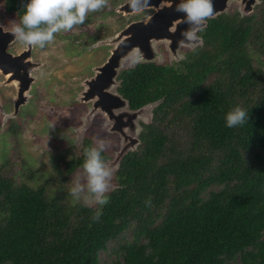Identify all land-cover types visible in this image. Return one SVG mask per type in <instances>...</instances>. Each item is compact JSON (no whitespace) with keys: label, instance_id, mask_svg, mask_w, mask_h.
Listing matches in <instances>:
<instances>
[{"label":"trees","instance_id":"trees-1","mask_svg":"<svg viewBox=\"0 0 264 264\" xmlns=\"http://www.w3.org/2000/svg\"><path fill=\"white\" fill-rule=\"evenodd\" d=\"M4 1L20 20L27 0ZM197 33L204 44L186 49L177 75L154 62L119 70L129 108L160 102L105 205L70 193L89 142L56 177L0 162V264H100L103 252L115 254L111 264H264V72L255 65L264 0L249 14L210 17ZM237 106L248 121L228 127Z\"/></svg>","mask_w":264,"mask_h":264},{"label":"rangeland","instance_id":"rangeland-1","mask_svg":"<svg viewBox=\"0 0 264 264\" xmlns=\"http://www.w3.org/2000/svg\"><path fill=\"white\" fill-rule=\"evenodd\" d=\"M128 1L109 0L107 7L88 14L85 25L73 28L75 38L85 41L86 44L83 45L85 47H79V44L71 46L70 40L67 41L69 46L66 42L58 41L45 49L35 46L32 55L30 54L31 46L21 45L15 35L7 47L12 52L7 51L16 54L24 49L29 50V55L25 59L32 64L30 76L33 81L25 91L26 102L20 104L15 116L12 117L14 101L19 93V83L13 77V73L8 77V74L0 71V162L6 159L10 161L8 163L13 166L14 172H20L22 167L26 172L31 171L33 176L35 173L38 178L56 177L58 176L56 173L64 171L66 161L80 155L84 142H89L90 146H94L96 137L108 141L109 147L105 152L110 155L106 160L109 164L122 149L124 135L121 133L131 136L140 132L137 134L139 141L133 146L134 148H126L128 152L121 160H118L117 167L111 166L113 177L110 188L116 186L115 174L124 157L137 150L141 144V133L145 126L152 122L155 105L148 104L132 119L127 118L125 114L129 111V107L115 109L114 115L120 116L122 121L120 123L122 132H120L118 129L120 124L116 122L115 117L108 116L100 109H95L92 98L82 100L83 97H80L81 92L87 88V80L95 74L96 68L107 60L111 50L115 47L118 33L128 24L145 20L154 12V7H146L142 11L120 10V6ZM2 3L3 0H0V17L2 16ZM227 3L225 12L238 11L240 15H245L254 12L259 2L250 4L249 13L243 10L245 3L240 0H229ZM11 22H16V20L13 19ZM204 27L202 26V32ZM196 35L199 37L197 33ZM69 38L73 36L70 35ZM71 41L74 42L73 39ZM203 44L204 39L201 38V41L198 39L192 46L180 44L172 52L169 48V39H153L150 56L142 50L132 48L121 58L116 71L118 72L125 66L131 67L139 61H152L165 74L177 75L180 73L181 61L186 57L185 52L197 46H203ZM255 65L256 67L260 65L264 72V60H258ZM114 76L105 87L109 92L118 91V79ZM52 123L56 125L54 130L50 129ZM132 124L136 128L133 134ZM47 148L50 149V153ZM15 177L17 178L18 174ZM77 178H80L82 183L85 182L83 170L80 168H76L68 176L67 180H70L67 182L70 190ZM90 206L100 208L101 205ZM131 232L132 229L116 237L108 247L115 250L119 243L129 238ZM114 258V253L103 252L100 254V264H111Z\"/></svg>","mask_w":264,"mask_h":264},{"label":"clouds","instance_id":"clouds-1","mask_svg":"<svg viewBox=\"0 0 264 264\" xmlns=\"http://www.w3.org/2000/svg\"><path fill=\"white\" fill-rule=\"evenodd\" d=\"M109 5V0H27L24 12L18 24H14L12 32L17 39L29 46L44 48L52 43L55 35L72 30L85 22L90 12H98ZM133 11H142L148 6V0H129ZM177 11L184 13V22L190 25L182 35V46H192L199 37L206 19L213 14L212 0H180ZM249 112L239 106L226 114L228 127H235L248 121ZM55 123L50 124L54 130ZM109 147V142L96 137L94 146L84 150L85 160L82 165L85 182L77 178L70 192L76 201L84 205H105L113 177L112 168L105 162L102 153ZM50 153V149L47 148ZM100 216L97 211L95 218Z\"/></svg>","mask_w":264,"mask_h":264},{"label":"water","instance_id":"water-1","mask_svg":"<svg viewBox=\"0 0 264 264\" xmlns=\"http://www.w3.org/2000/svg\"><path fill=\"white\" fill-rule=\"evenodd\" d=\"M228 1L229 0H212L213 14L210 17H215L218 14L225 12ZM240 1L245 3L243 10L248 13L250 4L252 5L259 2V0ZM179 3L180 0H148L147 7H154L152 15L145 20H139L128 24L118 33V41L115 44V47L111 50L107 60L98 66L95 70V74L87 80V88L81 92L80 98L83 97L84 99L82 98V100H89L92 98L93 107H95V109L102 110L108 116L115 117L114 119L117 120L116 122H119V124L122 123L120 116L118 117L114 115V110L119 107L128 108V100L122 97L118 91L109 92L105 87L114 75V77L117 76L116 68L120 63L121 58L126 55L128 50L137 48L150 56L152 40L160 38L169 39V48L172 52L179 47L181 44L180 42L185 39L182 34L190 28V25L184 22V13L176 10ZM120 10H124L125 12L132 11L129 1L120 6ZM205 24L206 21H204L202 26H205ZM14 37V33L4 30L0 26V71L4 74H8V77L13 73V77L16 78L19 83V93L17 99L14 101V111L11 114L12 117L15 116L20 104L22 105L26 102L27 95L25 94V91L33 81L32 76H30L31 64L24 61L29 55V50L23 51L18 55L11 54L7 51V46ZM199 40L201 41L200 37ZM146 62L152 61H139L131 67ZM117 83L118 87L120 83L119 80ZM159 102L160 100L146 103L136 109L130 108L128 112H125L126 117L132 119L136 117L144 107L148 106V104H154L156 107ZM118 115L123 116L122 114ZM120 127L121 124L118 129L122 132ZM135 129L134 124H132V134L135 132ZM121 134L124 135V143L122 149L117 153V156L108 164L110 167L113 166L116 168L119 162L118 160H121L128 152V150L126 151V148H134L133 146L139 141L137 134L131 136L125 133ZM113 188L114 187H111L110 190Z\"/></svg>","mask_w":264,"mask_h":264},{"label":"flooded vegetation","instance_id":"flooded-vegetation-1","mask_svg":"<svg viewBox=\"0 0 264 264\" xmlns=\"http://www.w3.org/2000/svg\"><path fill=\"white\" fill-rule=\"evenodd\" d=\"M2 5V16L0 17V24H1V26L3 27V29L4 30H7V31H10V32H12V28H13V26H14V24H18L19 22H20V20H19V18H18V14H17V11L16 10H14V11H12V12H7L6 11V9H5V1L3 0V3L1 4ZM13 19H15L16 20V22H11V20H13ZM206 22L208 21V19H206L205 20ZM84 25L86 24L85 22L83 23ZM82 25V24H81ZM81 25H77L78 27H80ZM13 33V32H12ZM198 34V33H197ZM70 35H72L73 36V38H69V36ZM74 40V42L73 41H71V40ZM66 40V41H65ZM70 40V45L71 46H76L77 44H79L78 46L79 47H82L83 45H85L86 44V42L85 41H82V39H76L75 38V34H74V30L72 29V30H70V31H67V32H60V33H57L56 35H55V39H54V41L52 42V43H50V44H48V45H46L44 48H42V49H45L46 47H50V46H52V45H54L55 43H57L58 41H61L62 43L63 42H66L67 43V45L69 46V43L67 42V41H69ZM21 45H24L25 46V44L24 43H22L21 42ZM7 47H9V46H7ZM26 47H28V45H26ZM34 47L35 46H31V50H30V54H34ZM83 47H85V46H83ZM7 50L8 51H10V52H12L11 50H9L8 48H7ZM26 49H24V50H21V51H19L18 53H16V54H14V55H18L19 53H21V52H23V51H25ZM24 61H26V63H29V61L28 60H26V59H24ZM30 64V63H29ZM31 67H32V64H31Z\"/></svg>","mask_w":264,"mask_h":264}]
</instances>
